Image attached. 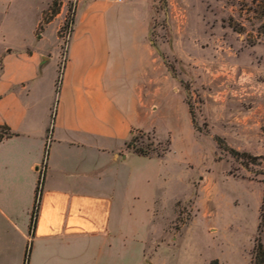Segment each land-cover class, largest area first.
I'll use <instances>...</instances> for the list:
<instances>
[{"label": "rangeland", "instance_id": "374dc122", "mask_svg": "<svg viewBox=\"0 0 264 264\" xmlns=\"http://www.w3.org/2000/svg\"><path fill=\"white\" fill-rule=\"evenodd\" d=\"M52 1L0 0V94L15 84L26 64V48L31 47L49 51L52 57L45 61L34 91L23 98L56 101V81L59 75L63 78L78 6L83 10L95 0H58L59 18L41 29L38 25ZM107 1L111 54L105 70L121 73L130 87L128 76H137L151 64L142 49L143 25L149 17L148 38L175 70L176 77L166 66L202 131L188 116L178 124L170 113L155 117L153 125L145 123L155 129H142L146 134L141 140L156 144L169 139L170 151L163 158L137 159V166L147 165L153 173L119 171L123 198L114 217L121 221V238L101 253L90 245L88 263L251 264L258 233L264 243V221L259 226L264 209V33L259 31L263 4L260 0ZM67 18L69 26L60 32ZM232 25H243L242 31ZM8 47L12 52H6ZM115 53L121 63L117 70ZM216 135L231 147L262 157L245 167L218 147Z\"/></svg>", "mask_w": 264, "mask_h": 264}, {"label": "crops", "instance_id": "0c3cea01", "mask_svg": "<svg viewBox=\"0 0 264 264\" xmlns=\"http://www.w3.org/2000/svg\"><path fill=\"white\" fill-rule=\"evenodd\" d=\"M108 4L95 0L83 10L78 6L56 101L23 98L34 91L45 61L52 57L31 47L15 84L0 94V125L16 132L0 141V264H24L30 242L29 264H89L90 245L100 253L104 246L113 248L121 238V221L114 217L123 198L119 171L153 173L147 165L137 166V159L168 153L150 157L127 148L132 129L153 130L145 123L153 125L155 117L168 113L178 124L185 116L191 122L177 80L148 38L149 17L142 49L151 64L128 76L130 87L121 73L105 70L111 54ZM117 56L115 70L121 69ZM43 167L40 205L30 229Z\"/></svg>", "mask_w": 264, "mask_h": 264}, {"label": "trees", "instance_id": "16d2710c", "mask_svg": "<svg viewBox=\"0 0 264 264\" xmlns=\"http://www.w3.org/2000/svg\"><path fill=\"white\" fill-rule=\"evenodd\" d=\"M259 2H261V4H263L262 5L263 8L261 10V13L263 14V18H262L263 22H262L261 26L259 27V31L264 33V0H260ZM58 5H59L58 0H53L52 3L49 4L48 8L44 11L43 21H41L38 25L39 28L43 29L44 25H46L47 23H49L50 21H52L56 17V15L59 12V9H58L59 6ZM72 21H73V18H72ZM69 22L70 21L67 18L66 21L62 24V26L60 28V32H62L63 30H66L68 28ZM232 27L234 30L240 32V31H242L243 25H232ZM72 30H73V27H72ZM163 58L165 61L164 63L166 64L168 69L171 71L172 75L174 77H176L175 70L173 69L171 64L168 63V60L165 58V56H163ZM60 78H61V75H59V78H57V81H56V90L57 91H59ZM184 87L186 88L187 91L190 92V86L188 83L184 84ZM187 103L189 104L190 113L192 116L191 121H192L193 127L199 131H202V129L197 125V122L195 120L196 114H195L194 109L192 108V106L190 105L188 100H187ZM53 115H54V113H53ZM53 115H52V118H53ZM49 130H51V128ZM15 133L16 132L12 131V129L8 125H5V124L0 125V141L3 140V138H5V137H9V136L14 135ZM145 134H146L145 131L142 129H136V128L132 129V136H130L129 140L127 141V148H130L132 151H134L135 153H137L139 155L150 156V157H161V156L165 155L168 151H170L171 141L169 139L167 140L166 143H162V142L158 141L155 144L153 141H150V140L145 142L144 140H141L142 136H144ZM148 136L149 135L147 134V138L150 139ZM214 139H215L219 148L225 149V151H228L235 159L239 160L243 164V166H245V167H249L250 164H252V163H257V159L262 157V156L253 155L249 152H244L242 150H239L237 148L229 146L226 143L224 137L221 135H216ZM47 152H48V148L46 149V152H45V158L47 156ZM45 158H44V162H45ZM262 158H264V157H262ZM44 171L42 170L40 172V177H39V181H38V185H37V189H36L35 204H34V208L32 209V218H31L30 229H32L35 226V219H36V215H37L38 208L40 205V191L42 190ZM263 202H264V196H263ZM260 219H261V222H260L259 226L262 225V222L264 221L263 206H262V212L260 214ZM31 245H32V243L30 242V244L27 246L25 258H24V264H29ZM251 264H264V243L262 242L259 233L255 236V242H254V247H253V251H252Z\"/></svg>", "mask_w": 264, "mask_h": 264}, {"label": "built area", "instance_id": "2783aa9c", "mask_svg": "<svg viewBox=\"0 0 264 264\" xmlns=\"http://www.w3.org/2000/svg\"><path fill=\"white\" fill-rule=\"evenodd\" d=\"M118 1L122 2V1H124V0H118Z\"/></svg>", "mask_w": 264, "mask_h": 264}]
</instances>
